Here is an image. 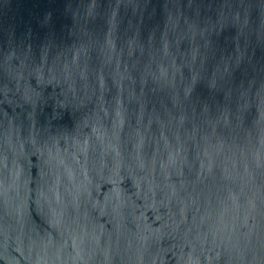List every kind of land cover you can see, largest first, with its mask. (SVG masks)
Masks as SVG:
<instances>
[{
  "label": "water",
  "instance_id": "1",
  "mask_svg": "<svg viewBox=\"0 0 264 264\" xmlns=\"http://www.w3.org/2000/svg\"><path fill=\"white\" fill-rule=\"evenodd\" d=\"M0 264H264V0H0Z\"/></svg>",
  "mask_w": 264,
  "mask_h": 264
}]
</instances>
